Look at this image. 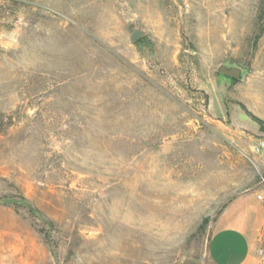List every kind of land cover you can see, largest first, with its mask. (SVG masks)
<instances>
[{
  "label": "rangeland",
  "instance_id": "obj_1",
  "mask_svg": "<svg viewBox=\"0 0 264 264\" xmlns=\"http://www.w3.org/2000/svg\"><path fill=\"white\" fill-rule=\"evenodd\" d=\"M259 121L264 0H0V264H212Z\"/></svg>",
  "mask_w": 264,
  "mask_h": 264
},
{
  "label": "crops",
  "instance_id": "obj_2",
  "mask_svg": "<svg viewBox=\"0 0 264 264\" xmlns=\"http://www.w3.org/2000/svg\"><path fill=\"white\" fill-rule=\"evenodd\" d=\"M257 195L238 194L213 222L206 250L212 264H260L256 247L264 224V201Z\"/></svg>",
  "mask_w": 264,
  "mask_h": 264
},
{
  "label": "water",
  "instance_id": "obj_3",
  "mask_svg": "<svg viewBox=\"0 0 264 264\" xmlns=\"http://www.w3.org/2000/svg\"><path fill=\"white\" fill-rule=\"evenodd\" d=\"M133 36L136 37L137 32H135ZM219 72L231 78H235L239 74V71L237 69H227L226 67H220Z\"/></svg>",
  "mask_w": 264,
  "mask_h": 264
},
{
  "label": "trees",
  "instance_id": "obj_4",
  "mask_svg": "<svg viewBox=\"0 0 264 264\" xmlns=\"http://www.w3.org/2000/svg\"><path fill=\"white\" fill-rule=\"evenodd\" d=\"M259 123H260V127H261V129L264 130V123L261 122V121H259ZM38 215H39V214H38Z\"/></svg>",
  "mask_w": 264,
  "mask_h": 264
},
{
  "label": "built area",
  "instance_id": "obj_5",
  "mask_svg": "<svg viewBox=\"0 0 264 264\" xmlns=\"http://www.w3.org/2000/svg\"><path fill=\"white\" fill-rule=\"evenodd\" d=\"M257 197H258V199H261V198H262V195H261V194H259V195H257Z\"/></svg>",
  "mask_w": 264,
  "mask_h": 264
}]
</instances>
